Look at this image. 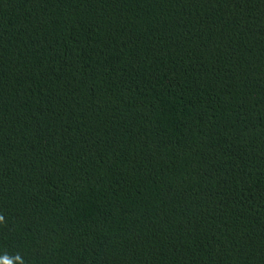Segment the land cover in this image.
<instances>
[{"label":"trees","instance_id":"1","mask_svg":"<svg viewBox=\"0 0 264 264\" xmlns=\"http://www.w3.org/2000/svg\"><path fill=\"white\" fill-rule=\"evenodd\" d=\"M0 216L24 264H264V0H0Z\"/></svg>","mask_w":264,"mask_h":264},{"label":"clouds","instance_id":"2","mask_svg":"<svg viewBox=\"0 0 264 264\" xmlns=\"http://www.w3.org/2000/svg\"><path fill=\"white\" fill-rule=\"evenodd\" d=\"M4 221V217L0 216V222ZM14 261H18L19 264H24L23 258L17 254L15 257L10 258L7 254L0 258V264H14Z\"/></svg>","mask_w":264,"mask_h":264}]
</instances>
